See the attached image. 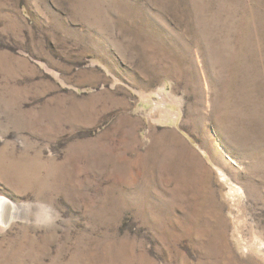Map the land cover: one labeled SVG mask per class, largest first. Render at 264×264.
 <instances>
[{
  "label": "rangeland",
  "instance_id": "rangeland-1",
  "mask_svg": "<svg viewBox=\"0 0 264 264\" xmlns=\"http://www.w3.org/2000/svg\"><path fill=\"white\" fill-rule=\"evenodd\" d=\"M0 264H264V0H0Z\"/></svg>",
  "mask_w": 264,
  "mask_h": 264
},
{
  "label": "bare ground",
  "instance_id": "bare-ground-1",
  "mask_svg": "<svg viewBox=\"0 0 264 264\" xmlns=\"http://www.w3.org/2000/svg\"><path fill=\"white\" fill-rule=\"evenodd\" d=\"M4 211H5V210H4ZM11 213H12V212H10V214H9V215H11ZM3 214H4V213H3ZM1 215H2V214H1ZM5 215H7V212L5 213Z\"/></svg>",
  "mask_w": 264,
  "mask_h": 264
}]
</instances>
